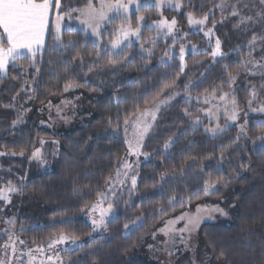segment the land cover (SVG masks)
I'll use <instances>...</instances> for the list:
<instances>
[{
    "label": "trees",
    "instance_id": "trees-1",
    "mask_svg": "<svg viewBox=\"0 0 264 264\" xmlns=\"http://www.w3.org/2000/svg\"><path fill=\"white\" fill-rule=\"evenodd\" d=\"M180 1L197 17L213 11L220 16L222 0ZM87 2L62 0V8H84ZM148 12L150 18L159 17L154 7L135 10L127 18L118 15L97 39L72 23L73 31L64 29L62 38L66 45L74 41V47L53 51L57 42L49 34L46 48L37 54L34 64L25 58L10 65L6 76L0 74V153H4L0 155V181L20 185L12 207L22 211L25 219L20 224L45 222L21 233L31 245L42 244L60 232L79 235L85 247L66 254L76 260L75 264H147L135 250L153 228L175 213L209 197L220 199L234 188L232 221L204 224L205 245L221 264H264V146L256 139L264 128L251 122L248 138L236 141V128L212 135L201 126L193 127L192 121L200 107L195 98L219 94L223 89H228L241 105L253 90H261L264 100V68L255 64L264 63V20L242 26L239 17L225 10V22L216 23L213 29L224 52L218 60L211 51L200 50L187 53L182 61L178 50L171 52L180 47L181 40L176 43L172 38H159L156 30L146 27L141 30V38L118 56L110 43L116 39L113 27L124 23L137 26L138 18ZM191 36L198 38L195 33ZM253 36L260 41L249 56ZM109 60L118 63L109 65ZM250 60L253 62L248 63ZM182 65L184 70L180 71ZM229 73L236 77L232 82ZM71 81L81 85L77 89L87 97L88 109L62 129L49 128L37 109L54 98L65 97L68 91L64 86ZM187 87L184 91L192 99L179 96L161 110L145 140L144 153L151 158L143 164L136 188L116 195L112 201L116 215L108 222L106 234L92 233V243L87 235L92 226L77 215L97 201V194L104 192L106 181L125 155V114L131 119L130 114L138 109L143 111L175 88ZM172 139L166 151L164 145ZM43 145L52 167L48 170L32 160V153ZM209 179L228 183L226 187L219 185V191L212 195L201 192L198 199L183 207L168 204L170 196L186 197ZM161 208L167 210L163 216ZM141 219L139 227L125 233V224ZM6 238L0 237V261ZM221 251L224 257H220Z\"/></svg>",
    "mask_w": 264,
    "mask_h": 264
},
{
    "label": "rangeland",
    "instance_id": "rangeland-1",
    "mask_svg": "<svg viewBox=\"0 0 264 264\" xmlns=\"http://www.w3.org/2000/svg\"><path fill=\"white\" fill-rule=\"evenodd\" d=\"M230 1L231 0H222L221 4L223 3L224 6L219 8V11L221 12L220 16L218 15V12L216 14L214 11L211 12L209 15V20L207 24L203 26L190 25L188 23V13H192V11L190 9L185 8L181 1L180 2L182 6L179 8L175 7L177 0H172L171 4H165L162 9H158V14H159L158 18H150V12H148L142 15L143 17H145V19L143 21H139V24L137 26H133L131 23H124L121 25L114 26L113 31L118 30L121 27L126 29L128 28L129 25H131L133 29L139 28L140 34H141V30L143 27H145V25H151L154 22L159 21L164 17H167L169 20H171L172 18H175L177 20V30L176 31H174L171 34H167V35H165L164 30H156V31L159 35V38H162V37L172 38L176 41V43L178 40H181L182 41L181 45H177L180 47H177V49L171 50V52L175 53V51L178 50L180 54V48L183 47L184 48V59L183 60H185V56L189 52H198L200 50L212 51L215 49V46H216L215 39L218 38L215 31L213 30V34L211 36H206L204 33L207 32L209 28H212L213 24L215 25L218 22H225V19L228 17L227 15L224 14L225 10L228 9L232 12L233 8H235V10L239 12L240 17L251 16L253 17L252 21H255V22L258 19L264 20V4L261 3V0L257 1L256 3V5L258 6L257 8H255V3H254L256 0H233L231 2ZM92 2L96 4L97 7L99 6V0H92ZM111 2L115 3V0H111ZM124 2L128 3V0H124ZM139 2L143 4V3L153 2V0H139ZM61 3H62V0H61ZM141 8H144V7H141ZM167 9H170L173 12H170ZM135 10L136 8L133 4L132 6H130V10L127 16ZM109 15L110 17H112L111 21L115 17L118 16L114 13H109ZM119 15H124V14H119ZM195 17L200 18L197 16ZM183 20H185L186 22L183 23ZM248 22L249 21H246L244 24H241V25L245 26ZM66 23H67V20H66ZM72 23L76 27L84 30L85 32L93 36L94 39H97L96 36L91 34L90 30L86 31L85 26L81 25L78 21L73 20L71 24ZM52 24H54V17L52 18V22L50 23V28ZM107 24L108 23H106L104 27ZM104 27L101 29V31L104 29ZM194 33L197 34V37H198L196 40L193 36H191ZM47 37L48 35L45 38V48L47 44ZM135 41H137L136 37L133 35H130L129 41H126L125 43L130 42V44H132ZM201 41H205V42H201ZM259 41L260 39L256 38L255 44L252 47L257 48V43ZM193 45L196 46L195 51H193V48H192ZM248 46L250 47V44ZM121 47H123V45H121ZM221 50H222V44H221ZM249 50L250 49H248V51ZM220 58L222 57H214L215 60H218ZM255 64L258 65L257 63ZM186 89H188V87L185 89L175 88L172 91H170L167 95H165L164 97H161L155 102L159 104V111H156L155 113L156 119L154 122H152L153 127L159 117L161 110L165 106L173 102L175 98L182 96L186 100L192 99V96L188 92L184 91ZM224 93H229V95L224 100H221V96H223ZM253 93H255L254 96H253ZM261 96H262L261 90H253L251 91V97L243 105L239 104L238 101L234 97H232L228 89H223L219 94L211 93V94L205 95L200 98H195V100L197 101V104L200 105V107H199V113L192 116V121H194L196 117H199L200 123L196 124L195 127L201 126L204 129L212 128V127H215L217 123H219V125L222 128H225V131L230 128H236L237 132L239 133L240 125L244 124L245 120H247L246 128L248 129L251 122L264 119V112L253 111V109H259V108L264 107V100L262 99ZM86 99L87 97L85 96L83 92L79 91L77 88H72L68 90V94L65 97L54 98L53 100L49 101L45 106H43L42 108H38L37 110H38V113L42 114V120L44 124L47 125V127L52 128V127L62 126L60 128L62 129L65 125L73 122L76 115L82 113L83 111H87L88 108L86 104ZM232 99H235L236 101V108L239 114L238 119L235 122H232L227 119V116L231 113V110L233 107L232 104L230 103ZM206 100L207 102H205ZM64 101H71V103L65 104L63 103ZM161 101H166V103H161ZM249 101H251V104H249ZM147 108L150 110H154V104H152L151 106ZM57 109H59V111H57ZM217 117L219 119H217ZM131 119H130V126L128 127L127 136L124 131V127H125L124 124L122 126L127 149H126L125 155L123 156L119 166L117 167V169L115 170V172L112 174L111 177L115 178V174L118 169L123 170V163L125 162V160L127 161V163L132 165V168L130 170H126L128 171L127 178L121 175V179L124 180L123 186L115 182V179L113 180L112 184H107L106 189L104 190L103 193H107L109 189L111 188L112 191L114 192V195L108 196V199L104 203V207H107L108 203H112V201H114L118 193L123 192V191L133 190L131 186V182H130L131 176L136 175L137 184H138L141 168L143 164L149 161L151 158L149 155H147L148 158L145 159L144 155H140L139 158L137 159L135 155L129 154L128 141L132 139V134H133V127L131 126ZM148 119L150 120L151 117L149 116ZM209 133L212 134L211 132ZM220 133H223V132H218L217 134H220ZM147 136L145 137L143 141V147L141 148L142 153H144V147H145L144 145H145V140ZM245 138L246 139L248 138V132H247V137ZM172 141L173 139L171 140V143L169 144V147L166 149V151H168L169 148L171 147ZM133 143H134V140H133ZM260 143L264 146V143H262L261 141ZM44 146L45 145L41 146L39 149L41 151L42 160L45 162H41L40 160L34 159L33 157H32V160L42 163L44 169L48 170V169H51L52 167L50 168V165L47 159V153L44 150ZM9 183L11 185L16 186L17 188H20L19 184H16L11 181H7L5 179L4 180L1 179L0 189L6 188L9 185ZM233 193H234V188L228 189L225 192L224 196L220 199H212L211 197H209L204 202L198 203L192 207H189L181 212L175 213L172 216L168 217L163 222L158 224L155 228H153L150 234L143 239L142 243L136 247V250H135L136 255L140 257L142 260H144L147 264H193V261L195 262V264H221V261H218L214 257V255H212V253L209 251L207 246L205 245L204 237L202 234V226L204 224H216L220 222H231L232 221V216L234 214V207L236 205L235 197ZM15 194H18V192L9 194L10 200H11L10 203H8L5 200H0V237L7 236L4 242L3 257L1 261H3L4 264H59V261L63 260L64 264H75L76 260L66 255L68 254V252H72L76 250V249H72L70 245L55 244L51 248H49L50 239L42 244H33V245L29 244V242L25 239L21 231L23 229H27L32 226L43 224L45 222L20 224V221L22 219V214H21L22 211L20 210V208L18 209L12 208L14 205V198H15L14 195ZM198 205H209V206L219 205L220 208L224 209L227 215H222L219 212H213L211 213V218H208L206 214L202 213V215H205V219L200 224L199 229L193 234L192 239L189 241V247L187 248L185 247L184 244L179 242L178 238H177L175 247H173L170 243H166L168 241V237L165 236L163 233L159 232L158 230L165 226L166 221L170 219H175L176 217L180 216L184 212H188L189 214L195 213L196 207ZM93 215H98V214L93 213ZM115 215H116V210L115 208H113V213L110 214L106 218L108 222ZM77 216L84 217L91 225V219L88 215L85 214V212H81ZM10 220L13 222L9 223ZM142 222L143 221L141 219V220H138L130 224L129 228L125 229V233L126 234L130 233L131 231L139 227L142 224ZM183 226H184L183 221L175 225L176 228H181ZM96 233L103 235V234H106V230L101 229L99 232H96ZM9 237H11V239H9ZM20 241H23V243H20ZM81 243L85 244V240L81 239ZM13 245L16 250L15 253H13L12 251ZM38 249H43V251H39ZM168 251H172L173 255L169 256ZM49 257H52V259L49 260Z\"/></svg>",
    "mask_w": 264,
    "mask_h": 264
},
{
    "label": "snow or ice",
    "instance_id": "snow-or-ice-1",
    "mask_svg": "<svg viewBox=\"0 0 264 264\" xmlns=\"http://www.w3.org/2000/svg\"><path fill=\"white\" fill-rule=\"evenodd\" d=\"M172 0H153V2L143 3L141 4L139 0H128V3H125L124 0H115V3H112L111 0H99V6L92 2V0H88L86 7L84 8H74L68 5H64L62 8L61 0H0V74L7 75L9 65L15 66L16 63L20 60L27 58L32 61L33 64L36 61V57L38 53H42L45 48V38L47 35L51 34L52 38L57 42L56 46L53 48V51H58L61 48L66 46H75V42L69 40L67 45L64 43L62 38V31L67 29L68 31H73L71 28V22L73 20L78 21L81 25L85 26V30L91 32L92 35L99 38L101 36V29L104 27L106 23H110L112 17H110L109 13H114L116 15L124 14L127 18V14L129 13L130 6L134 4L137 11L141 7L151 8L155 7L157 9H162L165 4H171ZM261 3L264 4V0H261ZM180 0H177L175 7H181ZM223 3L220 7H223ZM78 13L77 16H73V13ZM231 15L240 17L238 11L233 8ZM54 17V24H52V28L50 30V23L52 22V18ZM83 17V18H81ZM139 21H143L145 17L140 16ZM67 20V23H66ZM209 20V15L205 13L202 17L196 18L193 13H188V23L190 25H198L203 26L207 24ZM253 17H240V23L244 24L246 21H252ZM149 30H164L165 35L171 34L177 30V20L172 18L169 20L167 17L162 18L159 21L154 22L151 25H145ZM215 25L213 24L212 28H209L207 32L204 34L206 36H211L213 34V29ZM239 27V25H237ZM116 36V39L111 41V48L113 52H115L118 56L122 55L124 51H126L127 47L130 46L129 43H125L129 41V36L133 35L137 40L141 38L140 29H133L131 25L128 28L121 27L118 30H115L113 33ZM264 40V38H262ZM256 36L252 37L250 41V51L249 56L252 55V51L254 48L252 47L255 44ZM152 42V41H150ZM123 45V47H121ZM215 49L211 51V55L213 57H223L224 53L221 50V41L219 38L215 39ZM143 47V45H141ZM193 51H195L196 46H192ZM119 50V51H117ZM145 51H150L149 49H144ZM98 55V54H97ZM167 55V53H165ZM181 60L184 59V48H180ZM77 56L80 57L81 61H83V56H80L77 53ZM264 60V57H262ZM253 61H248V63H252ZM118 63L117 60H109V65H115ZM259 64L261 68H264V63L256 62ZM245 68H247V64H245ZM184 70V66H181L180 71ZM225 70H227V66H225ZM36 72L39 73V68H36ZM14 79L16 77H13ZM235 76L229 73V81L232 82L235 80ZM27 84L28 81L25 80ZM175 82L173 81V84ZM81 85L77 84L75 81H71L64 86V90L68 91L72 88L80 87ZM166 87H171V85H167ZM229 93H224L221 96V100H224L228 97ZM255 93H253V96ZM207 102V100L205 101ZM63 103L69 104L71 101H64ZM161 103H166V101H161ZM232 104L231 113L227 116V119L235 122L238 119V111L236 108V101L232 99L230 101ZM154 110H150L145 108L143 112L137 110V112L130 114L133 119H131V126L133 127L132 139L128 141L129 154L135 155L137 159L140 155H144L145 159L148 158L147 153H142L141 148L143 147V141L145 137L149 134L153 127V123L156 119V111H159V104L153 101ZM251 104V101H249ZM59 111V109H57ZM253 111L264 112V107L259 109H253ZM211 114V113H209ZM151 117L149 120L148 117ZM217 119H219L217 117ZM15 123V122H14ZM200 123L199 117H196L193 121V127L196 124ZM257 128H264V119L256 120L253 122ZM109 124H112L111 119L109 118ZM118 124V122H117ZM124 131L127 136L128 127L130 126V116L129 114H125L124 117ZM247 120L244 121V124L240 125V131L236 137V141H239L242 138L247 137ZM206 132H211L213 135H216L218 132H224L225 128H222L219 123L216 124L215 127L205 128ZM256 139L260 140L264 143V133H261L256 137ZM134 140V143H133ZM235 142V141H234ZM255 143V140L252 141ZM41 143H44L43 141ZM58 143V141L56 142ZM165 143L164 148L167 149L169 144ZM23 155V153H20ZM0 155H4V153H0ZM15 155V153H13ZM32 157L34 159L40 160L41 162H45L42 160V155L40 149H37L32 153ZM225 157L223 153L220 156V159L223 160ZM132 168V165L125 162L123 163V170L118 169L115 174V178L109 177L106 181V184H112L113 180L119 183L121 186L124 185V180L121 179V175L125 178L128 177V171ZM163 179V177L161 178ZM131 186L135 189L137 184L136 175L131 176L130 178ZM228 181L225 180H206L204 181L203 187L199 189L197 192L187 195L186 197H177V195H172L168 199V204L175 207V204H180L181 207L188 201L192 199H198L200 197L201 192L204 196H209L214 194V192H218V185L227 186ZM20 189L14 185H9L0 189V200H5L8 203L11 202L10 195L12 193L19 192ZM98 199L95 203L91 205H86L84 209H81L82 212H85L91 219L92 232L87 235L92 240V243H95V237L92 233L99 232L101 229L107 230L108 220L106 219L110 214L113 213V204L108 203L107 207H104L105 201L108 199L109 195H114V192L110 188L107 193H98ZM219 212L222 215H227L223 208H220L219 205H198L196 207L195 213L189 214L188 212L182 213L180 216L175 219H170L165 222V226L160 228L158 231L163 233L168 237V241L166 243H170L173 247H175L177 238L179 242L184 244L185 247H189V241L192 239L193 234L199 229L200 224L205 219L206 214L208 218H211V213ZM96 213L98 215H93ZM161 215H165L167 210L164 208L160 209ZM139 219V217H138ZM183 221L184 226L181 228H176L175 225L179 222ZM13 221H9L12 223ZM125 229L129 228L128 224L124 225ZM155 235V234H153ZM11 239V237H9ZM23 243V241H20ZM55 244H65L70 245L72 249L84 248L85 244L81 243V237L75 233L69 232H60L59 234H54L50 238L49 248H51ZM7 247V246H6ZM39 251H43V249H38ZM12 251L15 253V247L12 246ZM168 255H173L172 251H168ZM220 257H224L225 253L223 251L220 252ZM52 257H49L51 260ZM58 259V257H57ZM0 264H4L3 261H0ZM59 264H64L63 260L59 261ZM193 264L195 262L193 261Z\"/></svg>",
    "mask_w": 264,
    "mask_h": 264
},
{
    "label": "crops",
    "instance_id": "crops-1",
    "mask_svg": "<svg viewBox=\"0 0 264 264\" xmlns=\"http://www.w3.org/2000/svg\"><path fill=\"white\" fill-rule=\"evenodd\" d=\"M48 38V37H47Z\"/></svg>",
    "mask_w": 264,
    "mask_h": 264
}]
</instances>
